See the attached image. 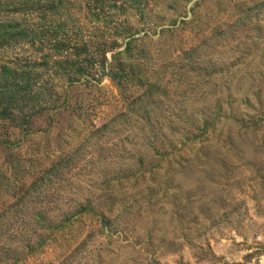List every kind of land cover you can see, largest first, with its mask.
Segmentation results:
<instances>
[{"label": "rangeland", "instance_id": "1", "mask_svg": "<svg viewBox=\"0 0 264 264\" xmlns=\"http://www.w3.org/2000/svg\"><path fill=\"white\" fill-rule=\"evenodd\" d=\"M264 255V0H0V264Z\"/></svg>", "mask_w": 264, "mask_h": 264}, {"label": "built area", "instance_id": "2", "mask_svg": "<svg viewBox=\"0 0 264 264\" xmlns=\"http://www.w3.org/2000/svg\"><path fill=\"white\" fill-rule=\"evenodd\" d=\"M248 264H264V255H261L254 260L250 261Z\"/></svg>", "mask_w": 264, "mask_h": 264}]
</instances>
